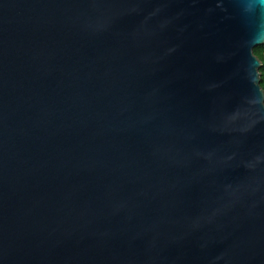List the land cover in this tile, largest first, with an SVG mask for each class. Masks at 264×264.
<instances>
[{
    "label": "water",
    "instance_id": "1",
    "mask_svg": "<svg viewBox=\"0 0 264 264\" xmlns=\"http://www.w3.org/2000/svg\"><path fill=\"white\" fill-rule=\"evenodd\" d=\"M251 4L0 0V264H264Z\"/></svg>",
    "mask_w": 264,
    "mask_h": 264
},
{
    "label": "clouds",
    "instance_id": "2",
    "mask_svg": "<svg viewBox=\"0 0 264 264\" xmlns=\"http://www.w3.org/2000/svg\"><path fill=\"white\" fill-rule=\"evenodd\" d=\"M251 7L254 9V18L248 20L249 26L251 28V36L249 40V45L254 44H264V26L261 25V19L264 18V0H252ZM252 65L255 66L256 62L251 61Z\"/></svg>",
    "mask_w": 264,
    "mask_h": 264
},
{
    "label": "trees",
    "instance_id": "3",
    "mask_svg": "<svg viewBox=\"0 0 264 264\" xmlns=\"http://www.w3.org/2000/svg\"><path fill=\"white\" fill-rule=\"evenodd\" d=\"M254 53L262 62V65L260 67V74H261V86L264 89V44L255 47Z\"/></svg>",
    "mask_w": 264,
    "mask_h": 264
}]
</instances>
